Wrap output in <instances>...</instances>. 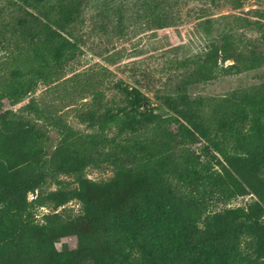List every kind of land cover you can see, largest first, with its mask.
Returning a JSON list of instances; mask_svg holds the SVG:
<instances>
[{
  "label": "trees",
  "instance_id": "trees-1",
  "mask_svg": "<svg viewBox=\"0 0 264 264\" xmlns=\"http://www.w3.org/2000/svg\"><path fill=\"white\" fill-rule=\"evenodd\" d=\"M8 1L32 18L19 21L20 37L38 47L27 70H14L0 89V113L21 104L34 79L75 57L71 39L93 0ZM244 1L226 0L234 9ZM155 5L142 10L162 28ZM115 12L120 30L124 15ZM222 60L223 47L209 44L194 81H213ZM123 101L80 117L91 134L60 122L63 138L51 153L42 127L15 115L0 121V264H264V97L214 110L208 120L174 116L169 127L141 91L126 89ZM201 141L221 158L208 147L210 159L197 155ZM103 166L113 169L109 180L87 177ZM49 183L58 188L47 190ZM247 196L255 200L245 207L210 211L211 203ZM74 201L77 214L66 208ZM44 207L52 212L39 222L36 209Z\"/></svg>",
  "mask_w": 264,
  "mask_h": 264
},
{
  "label": "rangeland",
  "instance_id": "rangeland-1",
  "mask_svg": "<svg viewBox=\"0 0 264 264\" xmlns=\"http://www.w3.org/2000/svg\"><path fill=\"white\" fill-rule=\"evenodd\" d=\"M145 3H156L162 28L143 12ZM17 8L0 0V89L14 80V70H27V61L33 59L31 50L38 47L21 39L19 21L32 18ZM117 9L124 15L120 30L115 27ZM71 43L76 47L71 61L34 79L35 90L21 104L0 113V121L15 115L42 127L49 137L46 149L50 153L63 138L60 122L78 134H91L89 122L80 117L89 112L103 115L107 108L123 105L126 89L141 91L168 127L167 119L174 116L198 114L208 120L214 110L264 97V0H245L239 9L226 0H93ZM211 43L223 47L225 61L213 81L197 84L192 74ZM3 95L1 100L7 101L12 94ZM30 103L34 111L22 110ZM171 129L177 131L175 125ZM116 132L113 127L109 136ZM208 146L201 141L193 151L204 159L213 154L221 158ZM206 147L214 153L209 155ZM86 175L97 182L107 181L113 169L89 168ZM60 179L75 187L72 178ZM57 188L52 183L46 186L49 191ZM34 198L29 196L30 201ZM254 200L247 196L226 205L211 203L210 211L245 207ZM66 208L77 214L80 205L74 201ZM51 212L50 207L37 208L38 221Z\"/></svg>",
  "mask_w": 264,
  "mask_h": 264
}]
</instances>
